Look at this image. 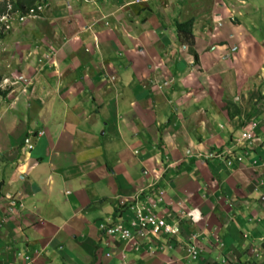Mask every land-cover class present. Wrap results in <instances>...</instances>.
I'll return each mask as SVG.
<instances>
[{"label":"crops","instance_id":"crops-1","mask_svg":"<svg viewBox=\"0 0 264 264\" xmlns=\"http://www.w3.org/2000/svg\"><path fill=\"white\" fill-rule=\"evenodd\" d=\"M75 2L92 5L90 29L51 5L33 17L53 21L49 37L13 56L4 78L0 264H183L188 240L193 264L264 250V33L253 21L264 0ZM188 19L191 51L174 27ZM155 188L180 222L174 245L161 237L150 254L100 233Z\"/></svg>","mask_w":264,"mask_h":264},{"label":"clouds","instance_id":"clouds-1","mask_svg":"<svg viewBox=\"0 0 264 264\" xmlns=\"http://www.w3.org/2000/svg\"><path fill=\"white\" fill-rule=\"evenodd\" d=\"M145 0H130V3H141V2H144ZM43 4V7L45 8L46 7V2L45 0H38L34 3V5L30 8L27 9V11L25 13H18V12H5L4 14L0 15V31L1 32H4L6 30L9 29V24L11 22V19L15 20V23H17L16 21H20L21 18L23 17H26L28 15H32V16H37L40 12V10H36V5L37 4ZM7 9L9 8V4L6 5ZM42 7V8H43ZM32 9V11L30 12L29 10ZM10 14H16V16L18 17H11ZM217 25H220L219 22L217 23ZM2 38V37H1ZM45 58L44 55L42 57H40L38 59V61H42V59ZM2 78L0 79V82H1ZM8 88V91L4 94L5 96L3 98L0 99V101L2 99H4L7 94L9 93L10 91V88L9 87H4V86H0V89H6ZM242 132H248V130H242L239 132V135H238V138L236 139V142L237 143H242V148L244 150H247L250 148L249 144L248 143H244L245 141L247 140H250L252 141V138H253V135H251L250 133V138H241L240 134ZM42 130H38V131H35V132H29L28 135L32 136V137H35L36 135H42ZM25 146L27 147V149H30L32 147L31 143H28L26 142ZM203 156V159L204 160H211L212 158H216V160L218 159H222L223 160V163L225 165L226 161L229 162V164L231 163V161H240L241 160V157H237V156H233V158H224V155L223 153L221 154H212L211 152H208V153H204L202 154ZM228 164V165H229ZM228 165H225V166H228ZM165 190L162 189V188H155V189H152V190H148L146 191V193H143L141 191H139L138 193H135L132 198H131V201H129L127 203V210L129 212V215H128V218L126 220H121V221H118V222H115V223H111V221H100L98 223V230L100 231V233H102L106 239L110 240V239H114V238H118V236H114V237H110V236H107L105 234V231L103 228H100V225H102L103 227H112L114 225H116L117 223L119 222H122L123 225L125 226H128V223H130L131 221V217L133 216V213L135 211V209L137 207H142L144 208L145 210V207L151 202V201H154L155 202V207H153L151 209V211L156 215V217L160 218L165 224H169V225H175L177 227V231L173 234H166V233H162L160 231L158 232H152V230H150V228L147 226L144 230V234L143 235H140V236H137L133 231H131V236L128 240L126 241H123L121 239H119L120 241L124 242L125 244H130V246H132L133 249L137 250L138 247L140 246V243H142V241L145 243V249L149 252L152 250L154 251H158V248L157 250L153 249L152 248V245L154 244V241L156 239H159L161 237H164L166 239L165 241V244H168L170 246L174 245L175 244V240L173 241V237H177L178 234H180V222L177 220V219H174V217L170 218L168 220V213H167V209H166V206L168 205V203L166 202L167 199H165ZM159 199V200H158ZM125 205V203H123V206ZM164 210V213H162L161 211ZM158 212H161L162 214H158ZM125 213V212H124ZM182 212H180L181 214ZM126 214V213H125ZM191 238H193V235H191ZM189 246H192L193 247V250H194V255L192 257H190L189 255L186 254V248L189 247ZM182 251L184 252V254L186 255L187 258H185L183 261H185L183 264H187L188 261H186L187 259H189V261H194L197 259L198 257V250L196 248V245H194L192 242H190L188 240V243H183L182 242ZM252 252H255V253H252ZM150 254H153L152 251ZM24 261H25V264H28L29 262V256H24ZM250 259H254L253 261H255L256 263H260L261 261L264 260V250L262 251H257L256 249H249V254L247 255V257L244 258V260H239V262H236L235 261H230V262H226L225 264H250L248 263L250 261Z\"/></svg>","mask_w":264,"mask_h":264},{"label":"rangeland","instance_id":"rangeland-1","mask_svg":"<svg viewBox=\"0 0 264 264\" xmlns=\"http://www.w3.org/2000/svg\"><path fill=\"white\" fill-rule=\"evenodd\" d=\"M75 1L76 0H45L47 4L46 7L41 8L40 12L37 13V14L41 13V16H39V19L42 18L44 11H46V9H48L52 5L53 9L62 8V12H61L62 22L66 20H70L71 25H73L74 27L80 26V24H83L82 22H84V24H87V25L93 22V21H90L91 20L90 18L92 16L89 15L91 14L90 13L91 8L93 9L92 5L91 7L90 5H88L87 8L82 10L81 8L77 6ZM0 2H2V0H0ZM50 2L53 4H50ZM54 10H57V9H54ZM58 13L60 12H55L53 16L60 15ZM83 14L87 17L81 18ZM10 16L15 17L16 14H12V15L10 14ZM33 17L34 16L32 15H28L26 17L21 18L20 21L19 20L16 21L17 23H15V20L11 19V22L9 24V29L4 31L3 37L0 38V79L2 78L0 82V86L8 87V85L11 86L12 84L11 82H8L4 78L10 77L9 73H10L11 63L15 61V59L10 61L13 58V56H18L19 58L20 56H22L23 52L26 51L29 45L31 46V49H32L33 44H31V41H41L40 40L41 36L44 35V37H49L51 33L50 32L52 30L51 25L53 24L52 20L50 21V24H49L50 26L48 24L45 25V23L41 22L40 20H37V23L35 24L33 22ZM253 21L258 26L257 31L259 32V34L264 33V7L257 8V10L254 12ZM86 28L87 30H89L90 29L89 25ZM71 29L72 28H70V30ZM73 30L74 29H72V31ZM64 32L66 33L65 30ZM72 36H74V34ZM252 36L255 39L259 38L256 35V33H254ZM83 41H86V44H84L83 46H86L89 49H91V46H90L91 40L83 39ZM252 253H255V252H252ZM186 261H188L187 264H193V262H190L189 259H187ZM184 262L185 261H182V263ZM226 262H230V261L227 259L226 261L222 262V264H225Z\"/></svg>","mask_w":264,"mask_h":264},{"label":"built area","instance_id":"built-area-1","mask_svg":"<svg viewBox=\"0 0 264 264\" xmlns=\"http://www.w3.org/2000/svg\"><path fill=\"white\" fill-rule=\"evenodd\" d=\"M43 7V4H37L36 10H40ZM30 12L32 9L29 10ZM241 138H250V134L248 132H242L240 134ZM229 162L226 161L225 165H228ZM159 200V199H158ZM155 207V202L151 201L146 207L145 210L142 207H137L131 217L130 223L128 226L122 224V222L117 223L112 227H103L100 225V228H103L105 234L110 236L111 238L114 236H118L119 239L126 241L131 236V231H133L137 236L143 235L145 228L148 226L152 232H162L166 234H173L177 231V227L175 225L165 224L160 218L156 217V215L151 211V209ZM186 254L192 257L194 255V250L192 246L186 248Z\"/></svg>","mask_w":264,"mask_h":264},{"label":"trees","instance_id":"trees-1","mask_svg":"<svg viewBox=\"0 0 264 264\" xmlns=\"http://www.w3.org/2000/svg\"><path fill=\"white\" fill-rule=\"evenodd\" d=\"M38 0H2L0 2V15L5 12H18L25 13L28 8L32 7L34 3ZM9 4V8L7 9L6 5ZM1 27V26H0ZM174 27L178 35V39L182 41V44L188 45V50L191 51L190 46L192 45V26L191 19L185 20L183 22L175 21ZM1 30V29H0ZM3 32L0 31V38L3 37ZM180 35V36H179ZM8 91L6 89H0V99L3 98L5 93ZM254 259H250L248 263L251 264H264V260L260 263H256L253 261Z\"/></svg>","mask_w":264,"mask_h":264}]
</instances>
